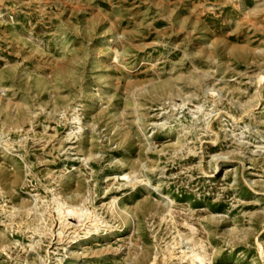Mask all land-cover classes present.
Returning a JSON list of instances; mask_svg holds the SVG:
<instances>
[{
  "label": "rangeland",
  "instance_id": "1",
  "mask_svg": "<svg viewBox=\"0 0 264 264\" xmlns=\"http://www.w3.org/2000/svg\"><path fill=\"white\" fill-rule=\"evenodd\" d=\"M0 264H264V0H0Z\"/></svg>",
  "mask_w": 264,
  "mask_h": 264
},
{
  "label": "bare ground",
  "instance_id": "2",
  "mask_svg": "<svg viewBox=\"0 0 264 264\" xmlns=\"http://www.w3.org/2000/svg\"><path fill=\"white\" fill-rule=\"evenodd\" d=\"M196 260H198L199 263L203 262V257L202 256H196Z\"/></svg>",
  "mask_w": 264,
  "mask_h": 264
}]
</instances>
